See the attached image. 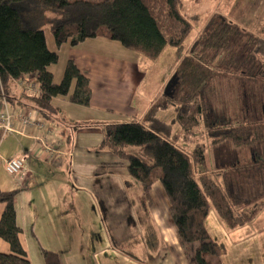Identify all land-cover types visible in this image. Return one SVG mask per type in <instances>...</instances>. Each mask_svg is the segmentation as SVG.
<instances>
[{
	"label": "trees",
	"instance_id": "16d2710c",
	"mask_svg": "<svg viewBox=\"0 0 264 264\" xmlns=\"http://www.w3.org/2000/svg\"><path fill=\"white\" fill-rule=\"evenodd\" d=\"M184 0H0V97L11 100L13 80L35 74L38 93H25L23 106L34 108L48 121L64 120L52 100L65 97L87 106L91 97L88 77L73 59L65 62L61 78L54 80L50 65L58 52L47 47L43 29L26 20L21 8L37 14L52 11L57 15L50 26L56 47L67 42L76 46L86 39L104 37L128 50L155 57L165 45L180 47L190 32V22L181 13ZM218 75L240 82L259 83L264 93V38L219 13L209 16L190 54L179 61L174 89V115L164 120L150 112L143 120L105 123L96 149L108 150L127 162L128 174L150 202L149 190L160 181L168 199L169 214L190 264L213 262L220 253L205 219L213 207L229 227L243 225L264 205V157L249 175L245 167L221 172L222 183L207 171L204 147L196 143L188 150L177 144L193 133L203 106L199 94L213 91ZM211 145L229 143L237 148L253 147L264 140V120H242L234 124H208L205 128ZM2 131L0 130V137ZM140 146L138 154L127 150ZM257 164V163H256ZM244 190V191H243ZM18 189L0 187V238L10 252H0V264H30L20 241L14 205ZM42 264H62L53 250L42 249ZM264 259V253H263Z\"/></svg>",
	"mask_w": 264,
	"mask_h": 264
},
{
	"label": "crops",
	"instance_id": "0c3cea01",
	"mask_svg": "<svg viewBox=\"0 0 264 264\" xmlns=\"http://www.w3.org/2000/svg\"><path fill=\"white\" fill-rule=\"evenodd\" d=\"M45 40L50 50L58 51L51 37L45 35ZM106 40L96 37L79 43L75 47L86 46L82 47L79 57L82 61L100 60L103 55L97 47L105 45ZM73 59L88 77L91 88L90 72L82 68L80 60ZM51 66L49 69L53 72ZM34 80L35 74L13 80L11 100L0 97V111L6 107L12 114V130L0 137V187L18 189L14 199L16 222L30 264L34 263L24 244L29 243L28 230L42 243L40 253L43 248L49 249L45 248L49 241L52 245L49 250L58 253L62 264H190L179 242L160 181L152 183L148 202L140 184L128 174L127 162L108 150L96 149L102 138L103 121L95 129H88L91 119L87 118L86 106L69 102L65 97H54L52 102L64 120L48 121L34 108L20 104L24 92L28 93L25 86ZM25 111L44 126L22 124L19 114ZM103 119L107 121L108 117ZM74 124H81L83 128L73 131L69 126ZM48 130L52 134L47 135ZM24 152L28 158L21 173L9 175L3 167L4 159ZM126 179L132 182V190H127ZM2 207L0 202V214ZM33 227H38V234ZM78 227H102L107 238L101 248H106L103 254L94 248L87 254L84 249L87 242H82ZM59 235L66 238L65 242ZM150 241L151 250H148L146 243L150 246ZM123 245L137 249L136 256L128 255L124 248L120 250L119 246ZM0 252H10L2 238ZM225 257L220 258L222 264H245L241 252L231 262H226ZM37 264H42V255Z\"/></svg>",
	"mask_w": 264,
	"mask_h": 264
},
{
	"label": "rangeland",
	"instance_id": "374dc122",
	"mask_svg": "<svg viewBox=\"0 0 264 264\" xmlns=\"http://www.w3.org/2000/svg\"><path fill=\"white\" fill-rule=\"evenodd\" d=\"M21 10L26 20H35L45 35L53 41L50 26L57 18L54 12L46 11L40 15L30 8L22 7ZM181 13L190 22L188 36L180 47L167 44L155 57H149L141 51L125 49L109 39L105 45L97 47L98 53L103 55L100 60L82 61L79 52L86 46L72 47L67 42L59 46L58 61L51 66L53 75L55 74L54 80L61 78L68 59L80 60L82 68L90 72L91 97L85 110L87 118L91 119V123L87 125L88 129H95L102 121L104 125L113 121L142 120L153 111H156L159 118L169 120L174 115L176 104L173 77L177 65L183 56L191 53L203 25L211 14L219 13L264 38V0H184ZM116 49L121 52L115 51ZM33 82L35 83V80ZM213 86L212 92L199 94L203 113L193 133L183 139L178 125L172 126V129L174 133L181 132L177 140L180 146L190 150L196 143H200L204 147L207 171L217 182L222 183L220 175L226 168L238 170L240 167H249L246 173L251 175L255 165L261 166L262 162L258 160L264 157V140L253 147L241 149L229 143L211 145L205 128L208 124L228 125L259 117L264 120V93L263 86L259 83L240 82L227 75L216 76ZM89 112H92V115ZM105 117H108L107 121L102 120ZM69 128L74 131L82 129L83 126L74 124ZM140 149V146L135 145L127 147L128 151L136 154ZM125 184L127 190L134 187L128 179ZM90 223L94 224L93 221ZM205 226L221 248L219 255L222 256L218 255L215 257L217 260L213 259V262L219 263L223 255H226V262H231L230 260L241 252L245 264H264V205L249 221L235 228H229L211 207L205 219ZM37 229L38 227H33L36 234ZM78 230L81 232L82 242H87V247L84 248L87 254L90 255L91 248L103 254L106 248H101L107 238L102 227H78ZM27 237L29 243L24 244L33 263L37 264L41 262L42 243L37 242L30 230ZM59 239L65 242L66 238L59 235ZM231 241L235 244H230ZM47 244L45 248L51 249V243L48 241ZM151 244V241L150 246L146 243L148 250H151ZM122 248L128 255L136 256L137 249L133 250L130 245L119 246L120 250ZM109 254L111 252H108ZM231 256L233 257L230 258Z\"/></svg>",
	"mask_w": 264,
	"mask_h": 264
},
{
	"label": "built area",
	"instance_id": "2783aa9c",
	"mask_svg": "<svg viewBox=\"0 0 264 264\" xmlns=\"http://www.w3.org/2000/svg\"><path fill=\"white\" fill-rule=\"evenodd\" d=\"M25 89L31 93H35V94L38 93V89L34 83H30L26 85ZM11 120H12V114L7 110L6 107H4V109L0 111V127L2 129V134L12 130ZM19 120L24 125H29L34 123L38 125V127L44 126V124L40 120L36 121V119H32L29 111L20 113ZM49 134H52V132L48 130L47 135ZM27 158H28L27 152L5 158L3 162V167L9 175L17 176L19 173H21Z\"/></svg>",
	"mask_w": 264,
	"mask_h": 264
}]
</instances>
